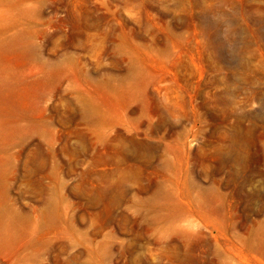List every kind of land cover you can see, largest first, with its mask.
<instances>
[{"label": "rangeland", "instance_id": "1", "mask_svg": "<svg viewBox=\"0 0 264 264\" xmlns=\"http://www.w3.org/2000/svg\"><path fill=\"white\" fill-rule=\"evenodd\" d=\"M0 264H264V0H0Z\"/></svg>", "mask_w": 264, "mask_h": 264}]
</instances>
